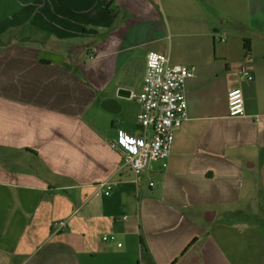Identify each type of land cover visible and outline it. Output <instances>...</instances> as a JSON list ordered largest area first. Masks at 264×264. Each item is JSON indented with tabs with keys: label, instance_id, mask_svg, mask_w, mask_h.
Returning a JSON list of instances; mask_svg holds the SVG:
<instances>
[{
	"label": "crops",
	"instance_id": "0c3cea01",
	"mask_svg": "<svg viewBox=\"0 0 264 264\" xmlns=\"http://www.w3.org/2000/svg\"><path fill=\"white\" fill-rule=\"evenodd\" d=\"M148 51L195 74L185 81L187 120L141 185L109 143L139 134L129 94ZM240 65L252 80L239 78ZM235 86L244 114L230 117ZM101 181L114 183L108 196L94 193ZM256 187L264 0H0V264H248L181 208L218 205L238 218Z\"/></svg>",
	"mask_w": 264,
	"mask_h": 264
},
{
	"label": "built area",
	"instance_id": "2783aa9c",
	"mask_svg": "<svg viewBox=\"0 0 264 264\" xmlns=\"http://www.w3.org/2000/svg\"><path fill=\"white\" fill-rule=\"evenodd\" d=\"M223 39V38H222ZM195 74L193 65L172 63L161 52L148 51L145 69L138 93H130L139 103L136 114L138 135L119 133L110 141L111 148L121 151L119 170L127 169L136 177L150 161L162 160L171 150L174 129L187 120L185 81ZM239 78L252 80L253 74L245 66L238 67ZM227 115L236 117L244 114L243 96L239 86L230 88L226 94ZM113 182L101 181L94 189L95 194L108 196ZM64 221L52 222L55 230L64 226Z\"/></svg>",
	"mask_w": 264,
	"mask_h": 264
},
{
	"label": "rangeland",
	"instance_id": "374dc122",
	"mask_svg": "<svg viewBox=\"0 0 264 264\" xmlns=\"http://www.w3.org/2000/svg\"><path fill=\"white\" fill-rule=\"evenodd\" d=\"M132 105L129 104L126 110V119L128 113L132 111ZM100 119L104 120L106 125L110 128L111 114H105L100 111ZM138 183L144 185L146 182L141 175L137 176ZM261 183V182H260ZM251 195L246 196V190L244 196L241 198L239 207L242 209L243 214H239L238 218L228 217L224 214V208L220 206H205L204 204L195 203L184 209L181 208V212L184 216L198 220L203 227L211 229H219L221 236V243L227 249L229 255L236 258L232 253L235 250L240 252L238 257L243 259L248 264H264V190L256 187L252 190ZM256 199V200H255ZM215 211V217L207 221L205 213L208 211ZM254 215L253 225L256 227L254 235H250L251 231L247 228L250 225L248 217ZM256 217V218H255ZM225 221V222H224ZM232 221V222H231ZM227 224V229H223V226ZM214 231V230H213ZM240 231L241 234H238ZM220 239V238H219Z\"/></svg>",
	"mask_w": 264,
	"mask_h": 264
},
{
	"label": "trees",
	"instance_id": "16d2710c",
	"mask_svg": "<svg viewBox=\"0 0 264 264\" xmlns=\"http://www.w3.org/2000/svg\"><path fill=\"white\" fill-rule=\"evenodd\" d=\"M243 49H244V52L245 53H248L249 52L250 47H249V41H248V39H244L243 40ZM140 243L142 244V241H140Z\"/></svg>",
	"mask_w": 264,
	"mask_h": 264
},
{
	"label": "water",
	"instance_id": "95a60500",
	"mask_svg": "<svg viewBox=\"0 0 264 264\" xmlns=\"http://www.w3.org/2000/svg\"><path fill=\"white\" fill-rule=\"evenodd\" d=\"M111 101V100H110ZM211 215H212V212H208L207 214H206V219H211Z\"/></svg>",
	"mask_w": 264,
	"mask_h": 264
}]
</instances>
